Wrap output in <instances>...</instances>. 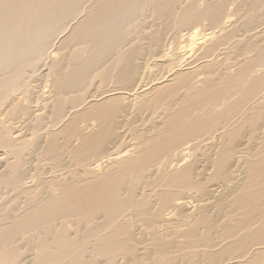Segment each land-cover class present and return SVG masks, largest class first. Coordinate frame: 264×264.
Instances as JSON below:
<instances>
[{
  "label": "bare ground",
  "instance_id": "obj_1",
  "mask_svg": "<svg viewBox=\"0 0 264 264\" xmlns=\"http://www.w3.org/2000/svg\"><path fill=\"white\" fill-rule=\"evenodd\" d=\"M0 264H264V0H0Z\"/></svg>",
  "mask_w": 264,
  "mask_h": 264
}]
</instances>
